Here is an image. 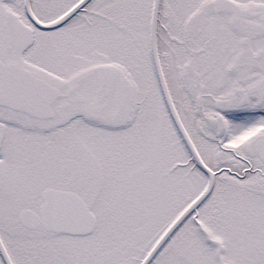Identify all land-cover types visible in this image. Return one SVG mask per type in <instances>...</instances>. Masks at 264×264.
<instances>
[{"label": "snow or ice", "instance_id": "snow-or-ice-1", "mask_svg": "<svg viewBox=\"0 0 264 264\" xmlns=\"http://www.w3.org/2000/svg\"><path fill=\"white\" fill-rule=\"evenodd\" d=\"M0 264H264V0H0Z\"/></svg>", "mask_w": 264, "mask_h": 264}]
</instances>
